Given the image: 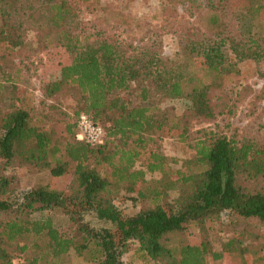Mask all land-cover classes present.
<instances>
[{
    "label": "trees",
    "instance_id": "obj_1",
    "mask_svg": "<svg viewBox=\"0 0 264 264\" xmlns=\"http://www.w3.org/2000/svg\"><path fill=\"white\" fill-rule=\"evenodd\" d=\"M228 1L211 3L208 33L185 42L190 65L155 67L152 45L124 46L101 34L75 33V3L94 6L96 0H0V56L12 65L10 55L24 46L27 25L36 28L40 45L54 40L67 54L58 77L42 85L43 96L76 103V120L66 125L69 137L61 141L33 113L29 98L16 96L19 69L0 64V264H13L16 249L18 264H61L71 251L88 254L92 264H126L131 241L155 264H214L225 252L247 253L252 233L246 221L264 223V133L261 140L238 142L209 132L194 142V157L183 160L150 148L155 137L168 134L186 140L192 120L215 119L224 97H231V77L243 65L256 70L264 64V34L255 28L262 0H244L230 16ZM258 73L264 77V69ZM169 99L189 105L176 116L173 108L160 107ZM80 113L103 125L102 143L76 138ZM18 162L47 168L55 179L69 175L71 189L37 185L11 201L6 170ZM147 173L161 177L147 179ZM122 186L135 190L146 207L122 213L110 195ZM90 213L110 225H90ZM56 215L72 224L68 232ZM224 217L232 234L215 251L209 230ZM251 264L264 259L257 256Z\"/></svg>",
    "mask_w": 264,
    "mask_h": 264
},
{
    "label": "rangeland",
    "instance_id": "obj_2",
    "mask_svg": "<svg viewBox=\"0 0 264 264\" xmlns=\"http://www.w3.org/2000/svg\"><path fill=\"white\" fill-rule=\"evenodd\" d=\"M244 0H229L225 13L229 16L237 11ZM211 3L215 0H96L94 6L88 2H77V23L75 33L80 37L101 34L104 38L118 42L124 46L152 45L156 53L152 56L155 67L164 63H192L191 56L185 51L184 44L188 38L207 34V20L212 13ZM263 9L255 20V28L264 34V0ZM28 30L23 34L24 46L10 57V65L2 56V67L19 69L16 85V96L25 95L35 115L43 116L46 124L58 139L64 141L69 137L66 125L76 120L73 111L75 99L72 97L45 98L42 85L59 75V68L66 62L67 54L63 47L55 44L54 40L48 46L40 45L36 39L38 30L27 25ZM1 55V54H0ZM264 64L257 65L253 70L248 65L241 67L238 75L232 76L226 84L231 97H224L222 112L211 121H195L190 123L189 136L180 140L174 135L155 137L150 148L177 157L180 160L194 157L193 144L197 139L204 138L209 132L224 134L236 141L242 139L261 140L264 133V77L260 73ZM189 103L184 99H169L160 107L169 106L179 115ZM220 108V109H221ZM100 123V122H99ZM100 125H102L100 123ZM103 126V125H102ZM76 128H74L75 131ZM71 137V136H70ZM144 161V158L141 160ZM140 167V162L136 163ZM11 177V201L19 200L21 194L37 185L55 184L57 188L70 190L69 175L52 178L49 169H40L24 163H16L6 170ZM158 173L146 175L147 179L159 178ZM136 191L128 192L124 186L114 187L110 195L116 207L126 215H131L146 207L147 202L134 197ZM2 217V216H0ZM56 222L64 225L67 231L71 223L67 217L56 215ZM85 219L94 227L109 226L98 220L92 213ZM251 225V236L247 240V253H227L214 264H251L257 257L264 259V223L247 220ZM68 232V231H67ZM232 234V226L225 220H217L209 230V240L215 251H221L222 243ZM190 240L195 239L196 233H187ZM171 236L169 242L176 241ZM136 241L128 244L123 254L126 264H155L147 258H142ZM15 248V245L12 247ZM15 259L20 253L16 249ZM22 255V254H21ZM24 255V254H23ZM26 255V254H25ZM61 264H92L88 254L77 256L73 251L61 256Z\"/></svg>",
    "mask_w": 264,
    "mask_h": 264
},
{
    "label": "built area",
    "instance_id": "obj_3",
    "mask_svg": "<svg viewBox=\"0 0 264 264\" xmlns=\"http://www.w3.org/2000/svg\"><path fill=\"white\" fill-rule=\"evenodd\" d=\"M104 137V129L99 123L94 122L85 113L78 115L76 132V138L78 140H83L90 144H100L103 142ZM13 264L18 263L16 260H13Z\"/></svg>",
    "mask_w": 264,
    "mask_h": 264
}]
</instances>
